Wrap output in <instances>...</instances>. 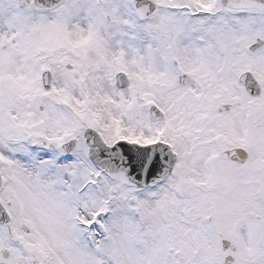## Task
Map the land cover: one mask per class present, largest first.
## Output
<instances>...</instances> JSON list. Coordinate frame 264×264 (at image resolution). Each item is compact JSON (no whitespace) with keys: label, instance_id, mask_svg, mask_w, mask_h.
Returning a JSON list of instances; mask_svg holds the SVG:
<instances>
[{"label":"snow or ice","instance_id":"1","mask_svg":"<svg viewBox=\"0 0 264 264\" xmlns=\"http://www.w3.org/2000/svg\"><path fill=\"white\" fill-rule=\"evenodd\" d=\"M0 264H264V0H0Z\"/></svg>","mask_w":264,"mask_h":264}]
</instances>
